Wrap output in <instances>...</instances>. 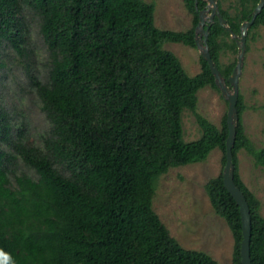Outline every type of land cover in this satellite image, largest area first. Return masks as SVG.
<instances>
[{"label": "trees", "instance_id": "1", "mask_svg": "<svg viewBox=\"0 0 264 264\" xmlns=\"http://www.w3.org/2000/svg\"><path fill=\"white\" fill-rule=\"evenodd\" d=\"M183 2L192 15L186 30L158 28L154 5L144 0H0V46L10 44L28 70L34 55L29 11L48 54L47 81L28 76L49 123L41 144L28 142L26 124L16 125L0 105V249L14 264H220L205 251L182 247L152 208L155 181L170 167L203 161L215 148L225 161L226 116L218 128L195 110L199 89L218 90L207 62L199 55L200 71L190 76L162 47L195 48L197 9L205 2ZM257 2L234 0L231 12L221 0L217 5L238 35ZM259 26L264 5L247 30L246 50ZM208 32L210 56L226 78L235 62L222 67L219 55L224 48L236 52V43L216 17ZM236 108L233 180L250 211V264H264L260 202L237 172L241 149L264 168V147L255 148L244 133L240 95ZM184 109L201 131L187 142ZM204 190L232 234L229 264H241L239 208L222 173Z\"/></svg>", "mask_w": 264, "mask_h": 264}, {"label": "rangeland", "instance_id": "2", "mask_svg": "<svg viewBox=\"0 0 264 264\" xmlns=\"http://www.w3.org/2000/svg\"><path fill=\"white\" fill-rule=\"evenodd\" d=\"M144 1L153 3L154 23L158 28L186 30L192 26V15L183 0ZM233 3L234 0H221V7L231 12ZM25 21L29 26L27 43L34 50L31 66L25 69V59L18 56L10 44L0 46V105L11 114L16 125L21 121L26 124L28 142L39 146L49 123L41 110V101L30 87L28 76L47 81L48 54L38 32L37 18L26 11ZM247 44L238 79L243 105L241 124L252 145L260 148L264 147V26L251 32ZM162 47L177 56L188 75L200 71V54L196 48L174 42H165ZM237 54L238 49L234 52L224 48L219 55L221 66L236 63ZM195 110L220 128L227 103L219 90L205 86L197 91ZM181 123L185 142L200 136V128L189 110L182 111ZM222 156V151L215 148L203 161L170 167L155 181L152 208L182 247L205 251L218 263L229 264L233 251L232 234L224 219L212 209L204 190L205 182L222 171ZM237 160L239 178L259 200V212L264 217V168L256 165L244 149L237 153ZM19 161L15 159L16 166L33 175Z\"/></svg>", "mask_w": 264, "mask_h": 264}, {"label": "water", "instance_id": "3", "mask_svg": "<svg viewBox=\"0 0 264 264\" xmlns=\"http://www.w3.org/2000/svg\"><path fill=\"white\" fill-rule=\"evenodd\" d=\"M195 4L198 0H194ZM205 6L202 9H197L198 21L194 27V43L195 48L199 51V54L203 60L208 64L209 70L213 76L214 83L221 93L222 98L227 103L226 111V127L227 135L225 139V152L224 157L225 161L222 167V183L224 188L230 193V195L235 200L239 208L240 214V223H241V233L242 239L239 247V255L241 264H250L249 256V239H250V211L242 191L236 186L233 176H234V165L232 163V147L234 145L235 136H236V127L238 125L239 116L236 108L238 101V79L241 73L244 53L246 48V35L247 30L250 25L253 23L256 15L260 12L261 8L264 5V0H258L256 6L253 8L250 19L245 20L241 23L239 27V34L234 33L229 25L227 24L226 19L222 17L219 12L217 5V0H203ZM214 17L217 18L220 25H222L230 33V37L234 39L238 54L236 58V63L228 75L224 78L220 73L218 67L216 66L214 60L211 58L208 45V28L209 24L213 22Z\"/></svg>", "mask_w": 264, "mask_h": 264}, {"label": "clouds", "instance_id": "4", "mask_svg": "<svg viewBox=\"0 0 264 264\" xmlns=\"http://www.w3.org/2000/svg\"><path fill=\"white\" fill-rule=\"evenodd\" d=\"M0 264H14L10 254L5 253L2 249H0Z\"/></svg>", "mask_w": 264, "mask_h": 264}]
</instances>
